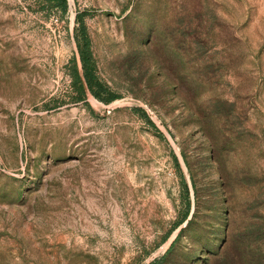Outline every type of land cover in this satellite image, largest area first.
Wrapping results in <instances>:
<instances>
[{"label":"rangeland","instance_id":"374dc122","mask_svg":"<svg viewBox=\"0 0 264 264\" xmlns=\"http://www.w3.org/2000/svg\"><path fill=\"white\" fill-rule=\"evenodd\" d=\"M151 262L264 264V0H0V264Z\"/></svg>","mask_w":264,"mask_h":264},{"label":"trees","instance_id":"16d2710c","mask_svg":"<svg viewBox=\"0 0 264 264\" xmlns=\"http://www.w3.org/2000/svg\"><path fill=\"white\" fill-rule=\"evenodd\" d=\"M44 9L49 11H58L62 15H66L69 10V0H38ZM77 46L78 54L74 58V65L72 69V78L76 85H78L80 91V100H85L87 97V89L90 90L97 98L105 101L106 103H111L119 98L118 95L112 94L108 98H104L100 92L103 89L101 82L98 80L97 74L95 72L94 55L92 50L91 39L89 36L88 28L85 24L82 15L77 17ZM147 115V114H146ZM151 123L155 125L150 116L147 115ZM175 161L178 167H181L179 159L175 156ZM189 191L188 186L186 187ZM189 217L187 213L181 223L177 224L176 228L185 222ZM150 264H156V262H151Z\"/></svg>","mask_w":264,"mask_h":264}]
</instances>
